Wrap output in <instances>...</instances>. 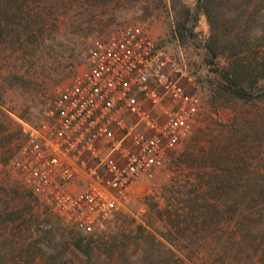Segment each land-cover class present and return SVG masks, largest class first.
<instances>
[{
  "label": "rangeland",
  "instance_id": "1",
  "mask_svg": "<svg viewBox=\"0 0 264 264\" xmlns=\"http://www.w3.org/2000/svg\"><path fill=\"white\" fill-rule=\"evenodd\" d=\"M172 16L168 0H0V264H49L42 254L83 263L74 248L80 238L91 242L92 264H264V205L255 215L240 196H226L233 175L264 174V101L215 102L226 59L211 63L208 21L201 15L196 38L181 43ZM131 26L194 71L203 111L168 169L137 184L104 232L85 236L22 184L11 161L22 122L40 123L87 68L90 50ZM254 35L264 43V29ZM263 55L256 49L250 65Z\"/></svg>",
  "mask_w": 264,
  "mask_h": 264
},
{
  "label": "built area",
  "instance_id": "2",
  "mask_svg": "<svg viewBox=\"0 0 264 264\" xmlns=\"http://www.w3.org/2000/svg\"><path fill=\"white\" fill-rule=\"evenodd\" d=\"M87 63L40 123L22 122L11 166L47 209L93 236L137 184L168 169L203 101L194 71L139 26L98 42Z\"/></svg>",
  "mask_w": 264,
  "mask_h": 264
},
{
  "label": "trees",
  "instance_id": "3",
  "mask_svg": "<svg viewBox=\"0 0 264 264\" xmlns=\"http://www.w3.org/2000/svg\"><path fill=\"white\" fill-rule=\"evenodd\" d=\"M168 1L176 38L181 43L195 39L197 22L204 15L210 27L206 48L211 63L217 65V60L226 59V66L218 70L222 82L217 86L215 102L264 101V55L256 67L249 63V57L256 49L264 52V43L257 46L254 35L255 30L264 29V0H196L194 9L184 0ZM211 157L213 160L222 157L219 147L213 148ZM219 177L217 175V182L222 185L219 189L224 190V182ZM227 189L228 201H238L240 196L241 204H250L255 215L260 212L257 206L264 205V174L251 177L244 173L240 178L233 175ZM250 231L253 230L250 228ZM85 241L80 238L74 243L75 250L85 259L83 263L67 255L42 254V257L49 264H92V245Z\"/></svg>",
  "mask_w": 264,
  "mask_h": 264
}]
</instances>
